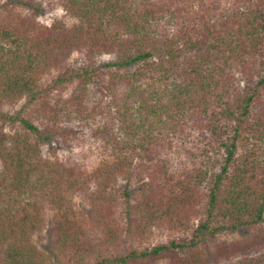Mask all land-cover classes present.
I'll use <instances>...</instances> for the list:
<instances>
[{
  "label": "trees",
  "instance_id": "1",
  "mask_svg": "<svg viewBox=\"0 0 264 264\" xmlns=\"http://www.w3.org/2000/svg\"><path fill=\"white\" fill-rule=\"evenodd\" d=\"M43 1L0 0V264H264V0Z\"/></svg>",
  "mask_w": 264,
  "mask_h": 264
},
{
  "label": "rangeland",
  "instance_id": "2",
  "mask_svg": "<svg viewBox=\"0 0 264 264\" xmlns=\"http://www.w3.org/2000/svg\"><path fill=\"white\" fill-rule=\"evenodd\" d=\"M43 5L45 7L44 13L40 17V20L45 24H50L55 18L66 16L64 8L59 4L57 0H52V2H48V0L43 1ZM78 58V55H73L71 57L72 60ZM103 60H108L109 56H103ZM93 100H96V97L93 96ZM22 102H20L16 108H19L21 106ZM56 145V144H55ZM43 153L45 155L48 154V147L44 146L42 148ZM81 150V147H76L73 145V147L68 150L63 144L58 145V152L57 156L59 158H64L67 154L71 152H79ZM47 237L41 236L38 238V236H35L33 239L36 243H38L39 246L44 247L47 243L46 240ZM167 237L165 234H161L156 240V243L164 242L166 241ZM224 240L229 241L231 244H233L234 241L240 242L242 245H250L254 249V251L258 252L259 250H262L264 246V225L261 227V229H251L249 231H242L237 232L236 234L231 235H224ZM235 253H238L237 250H233Z\"/></svg>",
  "mask_w": 264,
  "mask_h": 264
}]
</instances>
